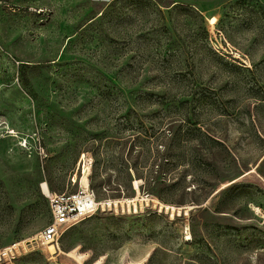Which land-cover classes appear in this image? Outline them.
Masks as SVG:
<instances>
[{"label":"rangeland","instance_id":"obj_1","mask_svg":"<svg viewBox=\"0 0 264 264\" xmlns=\"http://www.w3.org/2000/svg\"><path fill=\"white\" fill-rule=\"evenodd\" d=\"M83 177L119 203L51 254L41 183ZM11 247L0 264H264V0H0Z\"/></svg>","mask_w":264,"mask_h":264},{"label":"built area","instance_id":"obj_2","mask_svg":"<svg viewBox=\"0 0 264 264\" xmlns=\"http://www.w3.org/2000/svg\"><path fill=\"white\" fill-rule=\"evenodd\" d=\"M26 145L24 140L23 146ZM51 219L38 233L35 241L39 245H56L62 234L73 225L90 217L97 211L115 208L111 201H97L88 187H78L74 193L52 192L47 194ZM13 256V247L0 250V262Z\"/></svg>","mask_w":264,"mask_h":264},{"label":"bare ground","instance_id":"obj_3","mask_svg":"<svg viewBox=\"0 0 264 264\" xmlns=\"http://www.w3.org/2000/svg\"><path fill=\"white\" fill-rule=\"evenodd\" d=\"M88 184H89V180L87 177H83V181H82V189L88 187ZM80 187V186H79ZM41 188L44 192H46V194H49V191H48V188H47V185L43 182L41 183ZM128 200V199H127ZM109 201V200H108ZM136 201V200H135ZM133 202V201H132ZM111 204L113 203V205H115V207L117 206V204L119 203L118 201H111L110 202ZM134 203V202H133ZM132 203V204H133ZM121 205L123 203H120ZM126 204H129V202H127ZM135 204V203H134ZM168 207V206H167ZM135 208V207H134ZM166 208V207H165ZM187 240H190L191 239V235L187 233V237H186ZM47 246V245H46ZM48 250L51 254L53 253H57V250H56V247L54 245H49L48 244Z\"/></svg>","mask_w":264,"mask_h":264},{"label":"trees","instance_id":"obj_4","mask_svg":"<svg viewBox=\"0 0 264 264\" xmlns=\"http://www.w3.org/2000/svg\"><path fill=\"white\" fill-rule=\"evenodd\" d=\"M59 193H60V192H59ZM82 221H83V220H82ZM80 222H81V221H80ZM75 225H76V224H75ZM73 226H74V225H73ZM70 228H71V227H70ZM70 228H68V229H70ZM68 229H67V230H68ZM67 230H66V231H67ZM66 231H65V232H66ZM65 232H64V233H65ZM64 233L62 234V236L64 235ZM62 236H61V237H62ZM61 237H60V238H61Z\"/></svg>","mask_w":264,"mask_h":264}]
</instances>
